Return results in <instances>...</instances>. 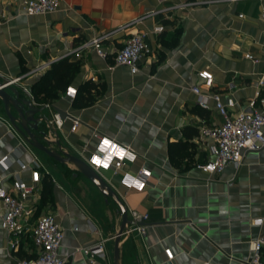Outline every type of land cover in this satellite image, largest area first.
<instances>
[{
	"label": "crops",
	"instance_id": "0c3cea01",
	"mask_svg": "<svg viewBox=\"0 0 264 264\" xmlns=\"http://www.w3.org/2000/svg\"><path fill=\"white\" fill-rule=\"evenodd\" d=\"M187 2L204 4L154 15L115 32L102 43L105 59L91 49L76 51L82 42L114 32L161 6ZM157 25L162 31L153 33ZM136 31L144 34L146 49L137 72L130 74L126 67L113 66L112 56ZM63 59L76 65L65 87L75 89L74 98L66 97L64 88L46 104L34 101L31 87ZM43 63L50 64L46 70L21 77ZM201 70L212 75L209 90L196 77ZM259 78L264 95V0H169L161 5L156 0H62L53 12L35 16L24 14L21 0H0V81L18 79L9 86L32 105L44 107L35 118L41 120L38 130L45 132L47 148L83 161L82 147L92 150L101 135L128 149L123 170L145 168L150 173L141 193L122 190L109 173L99 175L119 197L128 220L130 212L147 216L143 237L121 236L119 264H167L164 249L173 255L171 264L250 260L249 244L260 233L253 220L264 217V148L244 153L238 168L227 166L219 174L201 171L210 141L198 139V128L215 126L220 118L212 102L208 110L197 107L190 88L217 93L222 103L230 98V112H236L252 98ZM54 115L61 122L58 128L52 123ZM72 120L78 121L74 132ZM3 157V189L9 190L14 178L29 182L34 158L40 178L26 201L33 215L14 252H8L7 236L0 229V264L33 256L31 229L41 211L51 214L62 230L58 256L65 264H86L76 248L100 241L108 256L94 264H112V237L120 222L116 206L73 166L57 164L25 144L0 106ZM17 161L26 166L24 171ZM261 259L264 263V254Z\"/></svg>",
	"mask_w": 264,
	"mask_h": 264
},
{
	"label": "built area",
	"instance_id": "2783aa9c",
	"mask_svg": "<svg viewBox=\"0 0 264 264\" xmlns=\"http://www.w3.org/2000/svg\"><path fill=\"white\" fill-rule=\"evenodd\" d=\"M62 0H21V7L25 15L35 16L53 12ZM169 0H156L158 4H165ZM204 2H187L178 5H164L157 11L150 12L139 18L121 26L114 32H109L90 40L82 42L76 51L91 49L101 59L108 55L102 49V43L117 31L125 30L138 24L145 18L162 15L167 13L184 10L200 6ZM162 27L157 25L153 28V33H159ZM144 34L136 31L131 34L117 49L112 56L113 66L126 67L130 74L137 72V63L145 52ZM246 59L255 62V60L246 55ZM49 63H43L37 67L28 70L21 77L38 74L49 67ZM196 77L202 82L201 86L209 90L212 86V75L207 70H201L196 73ZM18 80V79H16ZM12 80L11 83L13 81ZM263 87V78L257 81V89L251 99L247 100L245 108L230 112L233 109L234 102L227 98L222 103L217 93H201L198 86H192L190 91L195 96L197 107L202 110L209 109V102L213 104V110L220 118L219 124L212 127L198 128V139H208L210 141L207 147L208 159L198 168L207 174H219L225 167L232 166L238 168L241 164L244 153L257 152L264 148V95L260 89ZM23 91L27 94L25 89ZM64 95L73 99L75 89L67 87ZM52 123L59 127L61 122L57 115L53 116ZM78 126L77 120H72L70 131L74 132ZM45 140V135L43 136ZM107 141L108 143H105ZM82 152L86 153L84 164L98 176L102 173H109L117 177V184L124 191L141 193L144 191L146 182L150 173L145 168L138 169L135 173H129L123 170L124 164L130 153L124 146L101 135L96 136L93 149L87 151L82 147ZM6 157L0 159V166L5 169ZM96 161H99L97 163ZM21 171L26 166L17 161ZM107 165V166H105ZM39 165L37 160H32V167L29 170V182H24L14 178L10 182V189L5 190L0 187V229L7 236L6 247L8 252H14L19 242V237L24 233L28 220L33 215L32 205H26V201L32 199L39 183ZM147 219L145 214L139 215L135 212L129 213V220L132 225L126 227L123 235L134 233L138 237L145 235V227L142 223ZM253 224L260 229L259 235L250 242L249 250L251 258L246 264H264L262 254H264V217L253 220ZM122 235V236H123ZM63 237L62 230L55 222L51 214H45L39 217L31 229V242L34 248L35 257L33 259H13V264H65L66 260L58 256V249ZM76 252L81 253L86 260V264H94L95 259L106 260L108 253L104 247V241L97 242L91 246L76 248ZM8 256L11 257V254ZM165 262L171 264L173 255L169 249L163 250Z\"/></svg>",
	"mask_w": 264,
	"mask_h": 264
},
{
	"label": "water",
	"instance_id": "95a60500",
	"mask_svg": "<svg viewBox=\"0 0 264 264\" xmlns=\"http://www.w3.org/2000/svg\"><path fill=\"white\" fill-rule=\"evenodd\" d=\"M11 81L12 80L0 81V104L4 117L13 132L30 148L40 152L57 164L73 166L103 198L110 200L116 206L120 222L118 229L112 237L111 261L112 264H119L118 244L126 227L132 225L131 221L127 218L126 209L120 202L119 197L97 174L89 169L83 161L59 150L53 151L47 148L45 140H43L45 132L43 130H38L41 120L35 118L44 107L32 105L30 100L21 96L17 89L9 86ZM10 110H12V113Z\"/></svg>",
	"mask_w": 264,
	"mask_h": 264
},
{
	"label": "trees",
	"instance_id": "16d2710c",
	"mask_svg": "<svg viewBox=\"0 0 264 264\" xmlns=\"http://www.w3.org/2000/svg\"><path fill=\"white\" fill-rule=\"evenodd\" d=\"M75 70L76 65L68 63L66 59L52 64L49 71L31 87L33 100L37 102L41 101V103L46 104L51 100L56 99L57 92L68 85V80L71 79ZM86 103L89 104L91 101H87ZM41 196L42 199L45 200V190L42 192ZM17 256L18 258H21L19 254ZM34 257L35 253L30 258L27 257L23 259H33Z\"/></svg>",
	"mask_w": 264,
	"mask_h": 264
},
{
	"label": "rangeland",
	"instance_id": "374dc122",
	"mask_svg": "<svg viewBox=\"0 0 264 264\" xmlns=\"http://www.w3.org/2000/svg\"><path fill=\"white\" fill-rule=\"evenodd\" d=\"M0 106H1V104H0ZM121 188V187H120ZM122 189V188H121ZM123 190V189H122ZM43 211H41L39 214H38V216H37V218L35 219V221L39 218V217H41L42 215H45L47 212H43ZM112 248V247H111Z\"/></svg>",
	"mask_w": 264,
	"mask_h": 264
},
{
	"label": "snow or ice",
	"instance_id": "6c2138e0",
	"mask_svg": "<svg viewBox=\"0 0 264 264\" xmlns=\"http://www.w3.org/2000/svg\"><path fill=\"white\" fill-rule=\"evenodd\" d=\"M105 143H108L107 141H105ZM97 163H99V161H96ZM105 166H107V165H105Z\"/></svg>",
	"mask_w": 264,
	"mask_h": 264
}]
</instances>
